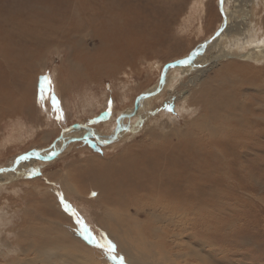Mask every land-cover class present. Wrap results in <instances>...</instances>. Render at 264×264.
Segmentation results:
<instances>
[{
    "label": "bare ground",
    "instance_id": "1",
    "mask_svg": "<svg viewBox=\"0 0 264 264\" xmlns=\"http://www.w3.org/2000/svg\"><path fill=\"white\" fill-rule=\"evenodd\" d=\"M78 3L88 11L89 28L86 27V34L83 33L81 37L85 41L89 39L91 46L86 47L87 51L82 57L86 71H80L81 65L72 61L69 68H75L78 79L90 85L100 68L108 67L106 71L110 74L104 75L114 82L120 81L124 86L144 71V77L154 74L148 66L151 61L145 57L154 55L153 46L158 35L166 36L174 32L172 23L183 7V0H78ZM218 3L220 12L211 9V0L191 1L190 15L186 21L197 14L201 29H204L203 24L208 16L216 21L210 37L205 36L207 38L201 42L200 51L187 57V62L186 58L170 62L153 87L146 88L137 97L131 93L139 89L137 85L123 89L121 93L115 92L121 103L119 106L125 109L117 112L118 115L112 112L115 130L110 135L105 138L97 128L79 122L77 128L80 131L62 134L54 140L53 145L38 149L45 145L42 144L44 140L47 142L56 132L55 137L61 133L60 130L54 134L52 130H45L42 143H32L24 148L36 146L31 148V152L28 151L30 153L13 157L7 168L0 167V172L6 169V172L13 173L18 168L16 166H21L23 162H27L23 166L39 160L50 162L78 138L85 134L91 136L89 132L95 134L99 143L110 149L109 154L103 159L87 154L80 161L73 162L66 174L71 184L65 178L60 189L74 195L76 190L83 207L94 215L95 226L107 235L110 231L117 235L111 234L109 237L114 238L117 252L124 256V264L231 263L229 259L222 261L218 258L212 239L220 226L227 224H219L216 220L219 219L217 212L226 213L228 208L223 195L231 192V189L226 181L232 175L241 178L227 156H236V151L246 146L259 145L264 134V113L261 109L255 111L247 107L245 101L248 97L240 91L246 85L264 88V0H218ZM217 17L221 21L216 25ZM222 25L224 30L215 36ZM225 32L232 34L222 37ZM215 44L222 45L218 51H214L213 58L203 61L200 53ZM219 59L228 62L221 65ZM182 61L186 63L182 64ZM206 63L208 66L204 67ZM218 64L222 66L221 69ZM199 65L203 68L198 70ZM229 65L234 74L224 73ZM170 68L179 73L193 70L189 77L185 75L188 79L182 85L187 92L183 94L182 89L172 90L168 95V98L174 96L182 102V119L188 122L185 127L179 129L178 124L164 119L152 128H149V124L138 135L142 136L139 141L112 143L118 137L119 130L123 129L125 118L134 115L141 122L144 120L145 114L140 109L163 91ZM210 70L213 75L209 74ZM60 77V69L54 67V93L57 100L62 102L63 89L58 86L62 82ZM228 79L230 89L218 85V88L213 87L215 82L223 85ZM144 80L147 83L150 79ZM63 81L66 83V79ZM1 82L2 77L0 85ZM105 95L106 92L101 98H96L93 90H90L79 98H73L70 105L68 102L64 105L70 108L72 104L75 109H82L83 116H89L99 107ZM236 95L244 99L246 106L241 114L237 110L242 109L234 100ZM75 117L80 119L82 116L79 114ZM44 120L48 125L54 124L49 118L45 117ZM252 172L249 170L246 174L254 177ZM3 173H0V264H104V257H98L93 252L72 220L60 208L52 203L51 206L47 197L31 184L35 182L18 181L3 185L6 184L1 183ZM56 174L53 172L50 176L53 178ZM239 182V189L244 191V177ZM90 191H95L96 196L89 198L87 194ZM16 201L20 205H15Z\"/></svg>",
    "mask_w": 264,
    "mask_h": 264
},
{
    "label": "rangeland",
    "instance_id": "2",
    "mask_svg": "<svg viewBox=\"0 0 264 264\" xmlns=\"http://www.w3.org/2000/svg\"><path fill=\"white\" fill-rule=\"evenodd\" d=\"M191 1L194 0H183L182 10L177 16L176 21L172 23L174 32L166 36L158 35L156 44L153 46L155 50L154 55L152 56L149 54L145 57V59L151 61L148 66L152 69L154 74L144 77V75H146L144 71L141 76L135 75L131 81L129 80V83L124 86L120 81L114 79V82L112 79L107 78L108 76L104 75L105 73L110 74L106 71L108 67H106V69L100 68V70L97 71L99 77L96 75V79L94 81L92 80L93 84L91 85L78 79L75 68H69L70 62L72 61L81 65L82 70L80 69V71H86L82 57L84 56V52L87 51L86 47L91 46V41L89 39L85 41L82 40L81 37L83 33L86 34L87 28H89L87 24H90V22L86 14L88 11H85L80 6L78 0H0V75L2 77L0 85V167L3 166L7 168V165L9 166L10 162L14 160L13 157L24 155L28 151L31 152V148L36 147L33 146L24 149L27 145L42 143V137H44L42 133L45 130H52V134H54L56 130H60L61 133L55 137V135H57L56 132L52 135V139L47 142L44 140L42 144L45 145L38 149H45L47 146L53 145L54 140L62 136V134H74L80 131V128H77V123L79 122L85 124V126L97 128L101 136L105 138L110 135L115 130V122L111 119L112 112L118 115V113L125 109L119 106L121 103L118 96L115 94L127 90V87L132 88L137 85V87H139V89L136 90L137 93L136 91L131 92L133 96L137 97V94L140 92L153 87L162 71H165V66L170 62L187 58V55L199 48L201 42L207 38L205 36L211 34V28L216 22L213 17H207L206 22L203 24L204 29L199 28L200 19L196 16L197 14L191 16L189 21H186L190 15L189 8L191 6ZM62 5L63 7H61ZM217 5H219L218 0H211V9H217L220 12V6ZM72 15L75 16L72 17ZM219 16L220 19V13ZM219 19L216 25L221 21ZM60 23L62 24L60 25ZM73 26L74 29H72ZM75 26L77 27L75 28ZM80 26H82V29H80ZM15 27L17 28L15 29ZM30 31L32 33H30ZM20 33L23 36L20 35ZM230 34L232 33L225 32L221 36L230 37ZM209 37L210 35L208 38ZM223 43L224 42H222V44ZM221 45L219 44L216 46L215 44L212 48H207L201 52L199 56L203 58V61L206 59L210 60V58H213L214 51H218ZM195 52L196 51L192 53L193 56ZM143 53L145 55L147 54L145 52ZM218 61L221 65H226L228 62L225 59H219ZM196 65L197 64H194V66ZM206 66H208L207 63L204 67ZM218 66L220 69L222 68L219 64ZM54 67H58L61 72L60 81L62 82H59L58 86L63 89L62 102L57 100L54 93L56 89V82H54ZM201 67L202 65H199L198 70ZM170 70L171 68L166 73L167 81L165 82L163 91L152 97L151 100L149 99L150 102L147 101L140 109V111L145 114V118L142 121L143 124L137 116L132 115L131 118H125V120H123V129L119 130L120 133L118 137L112 143L124 140L121 143L130 144L133 141H139L142 139V136L139 137L138 135L143 133L146 128L149 127V124V128H152L156 124H161L160 121L164 119H170V122H175L178 124L179 129L185 127L188 122L182 119L184 112V109L182 110V102L174 96H169L168 98V95H170L169 92L172 90L180 89H182L181 91H183V94L186 93L187 89L182 85L193 70L191 69L192 71L189 73H179L178 71H174V69L170 72ZM212 72L213 71L210 70L209 74L211 73L210 75H213ZM228 72L234 74L232 73L230 65L226 67L224 73ZM45 77L50 80V85L48 81L44 79ZM117 77L119 78L120 75ZM145 78L150 80L146 83V80H144ZM65 79L66 83L63 81ZM224 83L225 84L221 85L215 82L213 87L230 89L231 84L229 79ZM169 85H171V87ZM90 90H93L96 98H101L103 93L106 92L103 101L100 103L99 107L94 110L93 114L83 116L84 113L82 109H75L72 104L70 108L65 107V103L68 102L70 105V101L73 98H79L84 92L88 93ZM240 91L245 97H248L247 101H245L247 107L253 110L255 109V111L261 109V112L264 113L263 87L262 89H257L251 85H246ZM78 93H80V95ZM52 96L58 101V110L53 107ZM234 100L238 101L242 109L237 111L240 112V114L243 113V107L246 109L244 99L240 95H236ZM130 103L134 104L133 101ZM79 114L82 117L76 119L75 116ZM45 117L49 118L54 124H46L44 120ZM139 122H141V125ZM261 126H259V128ZM109 152L110 149H108L107 146H102L93 137L82 136L78 138L72 146H68L67 150L61 151L57 157L50 162L39 160L26 166H23V164L27 162H23L21 166H16L18 168L13 173L10 171L6 172V169L2 170V172L4 171L2 174L4 178L1 183H6L3 185H10L18 181L35 182L31 184L35 185L44 197H47L50 201V205L52 203L53 206L60 208L72 220L77 231L83 236L87 244H90V248L93 252H96L98 257H104V264H121L119 259H113L112 256L109 255V243H111L115 248L114 255L124 258L121 253L117 252L113 240L114 238H110L111 234H116L110 231L107 235L95 226L93 221L94 215L92 213L91 215L90 211H87L86 208L83 207V204H81L82 202L79 200L80 196L76 190L74 195V193L72 194L70 191H61L60 189L62 187V181L65 180L68 175L69 166L73 162L80 158H84L87 154L98 156L103 159ZM227 157L231 165L235 166L236 172L241 178H234L235 175L231 174L232 176H230L232 178L229 177L228 181H226L228 184L227 186L231 189V192L223 195L228 203V208L226 209V213L224 211H218L217 217H219V219L217 218L216 220L219 224H227L220 226L212 239L218 252L217 256L222 261L229 259L228 261L229 263L231 262L230 264H264V134L260 138L259 145L246 146L242 150L238 149V151H236V156L232 155ZM16 167L13 165L14 169ZM249 170L254 171L252 172V174L255 175L254 177H249L246 174ZM53 172H57V174L52 178L50 173ZM243 177L246 184L244 191L241 188L239 189V181ZM67 180L65 181L71 184L70 181ZM48 187H50V189ZM93 193H95V191H90L87 196L93 198L96 196V193L95 195H93ZM27 201H25V204L29 206ZM14 203L17 205L19 201Z\"/></svg>",
    "mask_w": 264,
    "mask_h": 264
},
{
    "label": "snow or ice",
    "instance_id": "3",
    "mask_svg": "<svg viewBox=\"0 0 264 264\" xmlns=\"http://www.w3.org/2000/svg\"><path fill=\"white\" fill-rule=\"evenodd\" d=\"M44 79L47 80L50 85L51 83L50 80L47 77H45ZM52 100H53L54 109H57L58 101H56V98L54 96H52ZM21 159H23V157H21ZM93 195H95V193H93ZM114 252H115L114 246L111 245V243H109V255H111L113 259H119L121 264H124V258L122 256L117 257L116 255H114Z\"/></svg>",
    "mask_w": 264,
    "mask_h": 264
},
{
    "label": "water",
    "instance_id": "4",
    "mask_svg": "<svg viewBox=\"0 0 264 264\" xmlns=\"http://www.w3.org/2000/svg\"><path fill=\"white\" fill-rule=\"evenodd\" d=\"M221 10H222V9H221ZM221 27L223 28L224 25H222ZM222 28H219V29L215 32L214 35L216 36V33H218V32H220V31L224 30V28H223V29H222ZM194 51H198V49H196V50H194ZM194 51H192V52L188 55V57H189L192 53H194ZM187 59H188V58L185 59L186 62H187ZM186 62H183V61H182V64H183V63H186ZM163 73H164V72H162V74H163ZM89 133H90V135H91L90 137H93V138L99 143V141H98V137H96L95 134H92L91 132H89ZM84 137H88V135L85 134Z\"/></svg>",
    "mask_w": 264,
    "mask_h": 264
},
{
    "label": "crops",
    "instance_id": "5",
    "mask_svg": "<svg viewBox=\"0 0 264 264\" xmlns=\"http://www.w3.org/2000/svg\"><path fill=\"white\" fill-rule=\"evenodd\" d=\"M219 4V3H218Z\"/></svg>",
    "mask_w": 264,
    "mask_h": 264
}]
</instances>
